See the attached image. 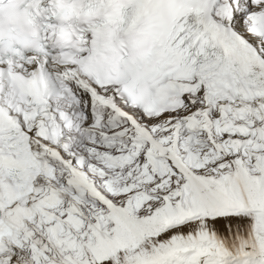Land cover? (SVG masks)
Masks as SVG:
<instances>
[{"label":"snow or ice","instance_id":"1","mask_svg":"<svg viewBox=\"0 0 264 264\" xmlns=\"http://www.w3.org/2000/svg\"><path fill=\"white\" fill-rule=\"evenodd\" d=\"M0 264H264V0H0Z\"/></svg>","mask_w":264,"mask_h":264}]
</instances>
